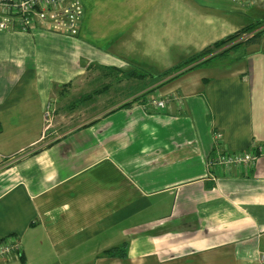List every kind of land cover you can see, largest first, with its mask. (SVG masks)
Returning a JSON list of instances; mask_svg holds the SVG:
<instances>
[{
	"label": "crops",
	"instance_id": "obj_1",
	"mask_svg": "<svg viewBox=\"0 0 264 264\" xmlns=\"http://www.w3.org/2000/svg\"><path fill=\"white\" fill-rule=\"evenodd\" d=\"M79 1L75 35L0 33V243L22 242L0 264H264V155L216 182L207 167L215 131L231 152L264 146V34L145 104L119 93L123 74L170 72L264 4ZM168 96L183 107L157 110Z\"/></svg>",
	"mask_w": 264,
	"mask_h": 264
},
{
	"label": "built area",
	"instance_id": "obj_2",
	"mask_svg": "<svg viewBox=\"0 0 264 264\" xmlns=\"http://www.w3.org/2000/svg\"><path fill=\"white\" fill-rule=\"evenodd\" d=\"M232 1L246 8L264 4V0ZM83 20L84 6L79 0H0V33L46 30L71 36L79 33ZM169 104L181 108L183 99L181 96H168L153 102L157 110L165 109ZM213 142V152L207 158V167L210 180L214 182L223 173L255 168L260 156L264 155V146L242 152L228 151L220 131H215ZM21 250V239L9 237L0 243V262L4 257L18 254Z\"/></svg>",
	"mask_w": 264,
	"mask_h": 264
},
{
	"label": "trees",
	"instance_id": "obj_3",
	"mask_svg": "<svg viewBox=\"0 0 264 264\" xmlns=\"http://www.w3.org/2000/svg\"><path fill=\"white\" fill-rule=\"evenodd\" d=\"M263 25H264L263 20L259 21L256 24L249 25L239 34H236L235 36H232V37H230V38H228L222 42L216 43L214 46L204 50L198 56L193 57V58L179 64L178 66H176L174 68V70H172L170 72L160 73L157 76H153V78H154L153 82H150L149 85L142 86V88H145V90H142L143 92L140 93L139 95H137L132 100V102H128V103L124 104L122 107L127 108V107L134 105V104H145L147 102V96L148 95H150L157 88H160L163 85L167 84L169 81H172V80L178 78L183 73H185L189 70H193V69H196L198 67H201L202 65L207 64L208 62L214 60L215 58L230 52L231 50L237 48L238 46L242 45L243 43L245 44V43H249V42H256L264 34V26ZM241 36H244V38H243L244 40L235 44L236 40L238 41L239 40L238 38ZM230 42L235 44V46H231L229 48L228 44H230ZM233 44H231V45H233ZM149 76L151 79L152 75L150 73L143 74V73L134 72V73L123 74V79L124 80L125 79L126 80L136 79L138 82L141 81L142 83L147 84V82H148L147 80H148ZM155 77H156V79L157 78H159V79L156 80ZM151 84L153 86L155 85V87L154 88L151 87V89H150L148 87H150ZM106 89H108V88H106ZM137 91H141V89L137 90ZM87 100H84L83 103L87 102ZM122 248H124V246ZM112 252H117V250H113Z\"/></svg>",
	"mask_w": 264,
	"mask_h": 264
},
{
	"label": "rangeland",
	"instance_id": "obj_4",
	"mask_svg": "<svg viewBox=\"0 0 264 264\" xmlns=\"http://www.w3.org/2000/svg\"><path fill=\"white\" fill-rule=\"evenodd\" d=\"M264 21V20H263ZM264 26V25H263ZM262 26V27H263ZM244 39L243 38H241V39H239L238 41H236L235 42V44L236 43H238V42H241V41H243ZM235 44H233V45H231V46H235ZM243 45H245L244 43L242 44V45H240V46H238V47H241V46H243ZM151 75H152V77H151V79H150V76H149V78H148V82H147V84H144V83H142L141 81L140 82H138L136 79H132V80H124L123 81V83L122 82H120L121 84H120V88L122 89L121 90V92H119V93H123V94H125V93H128L129 95H132L135 91H137V90H140L141 89V91L142 90H145V88H142V86H146V85H149V83L150 82H153V80H154V78H153V76H157V75H159L158 73H154V71L152 72L151 70L149 71V70H147ZM138 72L139 73H144V72H142V71H140V70H138ZM155 79H156V77H155ZM159 78H157L156 80H158ZM126 82H128V83H126ZM115 84V83H114ZM140 86V87H139ZM99 87V86H98ZM151 87L152 88H154L155 87V85L153 86L152 84L150 85V87H148V88H150L151 89ZM118 96V95H117ZM116 96V97H117Z\"/></svg>",
	"mask_w": 264,
	"mask_h": 264
}]
</instances>
